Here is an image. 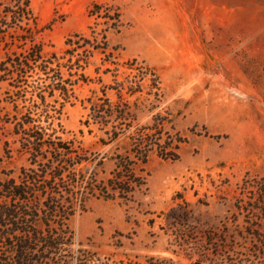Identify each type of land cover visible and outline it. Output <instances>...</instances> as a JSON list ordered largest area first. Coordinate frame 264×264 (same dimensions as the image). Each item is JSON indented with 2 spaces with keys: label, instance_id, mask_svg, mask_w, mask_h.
<instances>
[{
  "label": "rangeland",
  "instance_id": "1",
  "mask_svg": "<svg viewBox=\"0 0 264 264\" xmlns=\"http://www.w3.org/2000/svg\"><path fill=\"white\" fill-rule=\"evenodd\" d=\"M95 3L120 8L123 26L108 33L112 54L85 63L66 42L92 38ZM165 35L190 39L191 71L178 57L158 64ZM106 98L116 110L95 120ZM170 140L176 161L159 155ZM116 154L133 161L134 198L91 197L67 221L71 243L39 246L35 264H264V0H0V183L35 170L43 201L76 191V174L106 183Z\"/></svg>",
  "mask_w": 264,
  "mask_h": 264
},
{
  "label": "trees",
  "instance_id": "2",
  "mask_svg": "<svg viewBox=\"0 0 264 264\" xmlns=\"http://www.w3.org/2000/svg\"><path fill=\"white\" fill-rule=\"evenodd\" d=\"M28 5L29 3H27ZM90 16L96 19L94 24L90 26L92 38H86L84 34L76 33L66 42L67 45L71 46L70 49L66 50V55L73 56L77 48H84L85 63H88L95 50L107 56L112 54L108 51L110 47L108 33L112 29L119 31L123 26L120 8L110 3H95L90 11ZM100 18L103 21H99ZM82 38H84V44L81 46L80 42L77 41ZM35 54L36 59L34 61L43 58L41 45H38ZM79 66V69H83L82 65ZM146 71L151 72L155 78V87L157 88L155 95L159 96L161 87H159V81L156 79V73L151 67H146ZM81 78H85V74L81 73L80 78L77 79L74 85H77ZM118 85H120L119 96L121 98L124 87L121 83ZM66 89L60 90L64 93ZM136 92H141V90L135 89L131 91L130 95ZM104 95L106 97V94ZM105 102L108 103V107L104 103H93L91 110L94 113L95 120L100 114L101 117L114 114L113 111L116 110L114 109L116 105H113L108 98ZM29 123L31 124V122ZM107 124L108 121L103 123V126L105 127ZM113 129L114 131H106L108 136L106 140L100 138L102 143L107 144L119 138L121 133L117 131V125ZM30 137L37 143L42 142L40 148H42L43 142L46 144L43 137L40 138L36 135ZM145 142L136 139V145L141 153L146 148ZM158 146L160 147V157L165 160H178L179 157L176 153L178 144L170 140ZM146 158L144 156L142 159L144 164L147 162ZM103 159L99 161L97 166L103 164ZM112 160H115V168L111 172V178L106 183L98 181L96 174L89 178H85V175L79 177L80 174H76V179L73 180L74 185L72 184L74 188H77L76 191H69L67 186H63L60 192L55 193L56 195H48L43 201L40 198L38 199L39 192L36 189L35 182L39 174L35 170L24 173L19 183L14 179L0 183V247L8 251L6 256L0 255V264H35L34 253L39 246L53 249L71 243L70 239L73 238V234L67 225V221L76 214L77 207L84 212L86 203L91 197L132 200L136 191L142 186L137 177L134 176V171L131 168L133 161L121 154L114 155ZM84 162L86 160L80 158L76 160L74 165L78 167ZM58 177L62 178L63 174L54 175V178ZM41 222L44 226L40 225ZM52 223L57 224L55 228L58 231H54L55 228L52 227Z\"/></svg>",
  "mask_w": 264,
  "mask_h": 264
},
{
  "label": "crops",
  "instance_id": "3",
  "mask_svg": "<svg viewBox=\"0 0 264 264\" xmlns=\"http://www.w3.org/2000/svg\"><path fill=\"white\" fill-rule=\"evenodd\" d=\"M180 33L177 29L176 34ZM152 54H154V58L157 60L158 64L161 65L164 62V59L169 57H178L179 59H183L184 61V67L186 63V67L188 70H192L193 66L195 65V49L192 45V42L189 38H186L185 36H169L165 35L164 38H159L157 40L153 41L152 46ZM140 52H142V49H140ZM144 55L148 58L150 55L148 53H145L147 51H143ZM176 59V58H174ZM194 64V65H193ZM182 67L181 63H178L177 67ZM197 66V65H196Z\"/></svg>",
  "mask_w": 264,
  "mask_h": 264
}]
</instances>
